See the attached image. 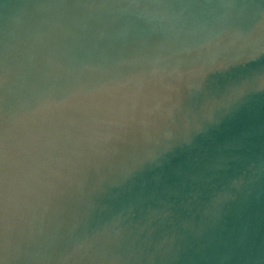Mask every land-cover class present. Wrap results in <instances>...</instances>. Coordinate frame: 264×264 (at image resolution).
<instances>
[{"label": "water", "instance_id": "1", "mask_svg": "<svg viewBox=\"0 0 264 264\" xmlns=\"http://www.w3.org/2000/svg\"><path fill=\"white\" fill-rule=\"evenodd\" d=\"M252 55L264 0H0V264H264V95L213 103Z\"/></svg>", "mask_w": 264, "mask_h": 264}, {"label": "clouds", "instance_id": "2", "mask_svg": "<svg viewBox=\"0 0 264 264\" xmlns=\"http://www.w3.org/2000/svg\"><path fill=\"white\" fill-rule=\"evenodd\" d=\"M144 7L145 13L150 18L163 19L167 15L165 12L156 11V9L161 7L160 5L151 6L153 8L152 12L147 11L149 6L146 5ZM255 60L256 56L252 55L244 59L236 58L235 60L230 61L228 65H224V67L229 68V70L233 71L236 75L235 79L227 86L220 99L213 101L217 107L225 110L239 107L251 97L264 95V65L251 66L252 62ZM211 118L212 116L210 111L208 119L211 120ZM196 131H200V129L197 128ZM153 159H155V157L150 154L140 162L143 163ZM240 182L242 181L233 180L220 192L215 193L211 200L212 205L215 206L230 199V188ZM25 187L26 185L19 182L17 177L10 175L7 169H5L3 176L0 177V222L3 224L5 233H7L10 227V221L15 216L19 208L21 203V192ZM4 251L5 257H7V242L5 243Z\"/></svg>", "mask_w": 264, "mask_h": 264}]
</instances>
